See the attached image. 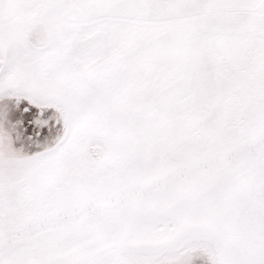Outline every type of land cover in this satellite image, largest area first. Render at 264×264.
Masks as SVG:
<instances>
[{
	"label": "snow or ice",
	"instance_id": "snow-or-ice-1",
	"mask_svg": "<svg viewBox=\"0 0 264 264\" xmlns=\"http://www.w3.org/2000/svg\"><path fill=\"white\" fill-rule=\"evenodd\" d=\"M0 264H264V0H0Z\"/></svg>",
	"mask_w": 264,
	"mask_h": 264
}]
</instances>
